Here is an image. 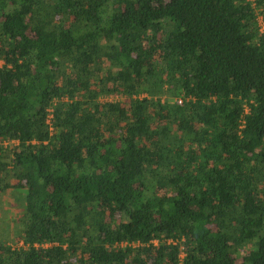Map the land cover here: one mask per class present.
Returning a JSON list of instances; mask_svg holds the SVG:
<instances>
[{"label": "trees", "instance_id": "16d2710c", "mask_svg": "<svg viewBox=\"0 0 264 264\" xmlns=\"http://www.w3.org/2000/svg\"><path fill=\"white\" fill-rule=\"evenodd\" d=\"M12 191L0 264H264V0H0Z\"/></svg>", "mask_w": 264, "mask_h": 264}, {"label": "rangeland", "instance_id": "374dc122", "mask_svg": "<svg viewBox=\"0 0 264 264\" xmlns=\"http://www.w3.org/2000/svg\"><path fill=\"white\" fill-rule=\"evenodd\" d=\"M114 98L110 96L108 99L111 100ZM14 198V191L5 193L0 198V242L6 241L7 243H13L17 240L13 219L18 212L20 204ZM14 245H17V243H14Z\"/></svg>", "mask_w": 264, "mask_h": 264}, {"label": "built area", "instance_id": "2783aa9c", "mask_svg": "<svg viewBox=\"0 0 264 264\" xmlns=\"http://www.w3.org/2000/svg\"><path fill=\"white\" fill-rule=\"evenodd\" d=\"M178 101H179V103H181L182 99H179Z\"/></svg>", "mask_w": 264, "mask_h": 264}]
</instances>
